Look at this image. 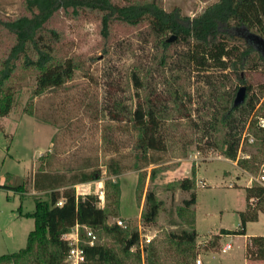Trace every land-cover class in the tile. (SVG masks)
I'll use <instances>...</instances> for the list:
<instances>
[{"label": "rangeland", "instance_id": "374dc122", "mask_svg": "<svg viewBox=\"0 0 264 264\" xmlns=\"http://www.w3.org/2000/svg\"><path fill=\"white\" fill-rule=\"evenodd\" d=\"M215 1L161 0V5L192 17ZM24 12V0H0V19ZM52 25L61 37L58 54L73 57L79 67L60 86L39 93L34 70L17 69L12 77V107L0 117V183L6 185L0 187V255L25 246L34 220L24 213L33 211L36 198H49L48 191L36 189L33 178L37 183L40 173L48 172L62 175L68 184L74 173L98 169L99 179L70 187L76 195H96L98 206L102 199L107 225L119 218L126 225L121 228L138 232L146 191H154L161 202L156 222L143 225L153 235L144 262L136 248L124 252L111 234L93 231L94 242L113 247L122 264H198L197 259L199 264H264V247L258 252L259 246L251 244L253 236H264V195L247 198L245 190L264 187V68L241 71V82L211 61L201 66L187 59L188 46L180 41L162 57L145 23L113 24L105 45L93 14H60ZM11 42V35L0 29V58ZM241 85L252 106L233 116L232 159L224 153L215 115ZM138 105L155 111L163 150L139 154L133 121ZM111 160L118 164L117 174L110 172ZM192 171L194 213L180 215L178 208L192 190H182L176 181L192 177ZM240 211L248 219L245 235H219L220 227L239 229ZM192 229L195 240L185 241L184 231ZM226 242L231 248L222 251Z\"/></svg>", "mask_w": 264, "mask_h": 264}, {"label": "trees", "instance_id": "16d2710c", "mask_svg": "<svg viewBox=\"0 0 264 264\" xmlns=\"http://www.w3.org/2000/svg\"><path fill=\"white\" fill-rule=\"evenodd\" d=\"M25 12L12 19H0V29L11 35L12 42L6 53L0 58V117L9 113L13 94L11 80L17 69H32L36 76L35 93L44 89L57 87L69 80L78 63L73 57L60 56L57 45L61 37L52 25L60 14L76 17L80 14H93L99 18V33L103 44L109 41L112 25L124 24L135 26L145 23L149 33L157 40L165 56L173 42L180 41L188 46L186 57L203 66L211 61L213 66L233 71L236 78L243 82L241 71L251 68H264V0H216L200 13L189 17L183 15L177 7L165 10L161 0H24ZM175 36L167 41V34ZM165 60H162V63ZM134 83L142 88L141 81L134 77ZM146 89V88H145ZM236 93V92H235ZM234 92L227 99L220 112L215 115V123L221 134L222 146L227 157L236 158V143L229 133L233 116L237 110L252 106L251 97H244L239 105L233 104ZM153 108L148 105L142 109L140 105L133 111L134 126L139 130L137 139L142 156L147 150H163L164 141L158 132V119ZM264 129V128H263ZM242 166L245 163L238 160ZM110 172H119L118 164L111 160ZM79 174V175H78ZM54 181L62 175H50ZM71 184L97 180L98 169L74 173ZM182 190H192L189 198L183 200L178 208L182 212H191L195 205L196 187L194 171L192 177H184L176 181ZM67 184L60 180L57 184ZM51 185L48 199H35L34 209L25 212L24 216L34 220V228L28 233L23 248L0 255V264H65L64 259L68 244L61 236L77 223L79 234L85 239L82 225L95 231L102 229L111 234L122 245L124 252L138 242V232H128L116 223L107 225L108 213L97 205V197L86 193L76 195L74 188L67 186L61 191ZM6 185L0 184V187ZM116 187V186H115ZM247 198H260L264 195V187H246ZM117 191L119 192L118 188ZM62 199L61 205L57 201ZM119 198H116L118 203ZM161 202L155 192L147 190L144 207L140 214L143 225L153 224L160 209ZM241 226L230 230L221 228V234H245L248 220L244 211L239 212ZM197 231L185 232L182 238L193 242ZM217 235V236H219ZM216 236V238H217ZM251 244L264 247V236H253ZM85 253V262L91 264H122L121 257L113 247L99 243L90 245L81 242ZM140 259L138 252L135 253Z\"/></svg>", "mask_w": 264, "mask_h": 264}, {"label": "built area", "instance_id": "2783aa9c", "mask_svg": "<svg viewBox=\"0 0 264 264\" xmlns=\"http://www.w3.org/2000/svg\"><path fill=\"white\" fill-rule=\"evenodd\" d=\"M260 125L264 127V118L261 119ZM101 198L99 199V206L101 207ZM62 199H59L57 201V205H61ZM116 223L118 226H122L125 228V224H123V220L121 219H116ZM139 229H138V242L133 245L131 248H136L139 251L140 257L142 259V262H144V252L146 246L151 242L153 235H151L149 229L145 228L143 224H138ZM79 224H75L70 231L63 233L61 238L67 242L68 244V249L65 255V262L67 264H84L85 262V253L84 249L81 246V242H87L90 245L94 243L95 239V234L93 233V230L90 229L89 227L82 225L84 232H85V239H82L80 234H79ZM85 240V241H84ZM231 248V243L226 242L222 245V251H226ZM197 263H200V260H196Z\"/></svg>", "mask_w": 264, "mask_h": 264}, {"label": "crops", "instance_id": "0c3cea01", "mask_svg": "<svg viewBox=\"0 0 264 264\" xmlns=\"http://www.w3.org/2000/svg\"><path fill=\"white\" fill-rule=\"evenodd\" d=\"M40 174H41L42 179L40 181H38L37 183H36V181H34L35 179L33 178V183L35 182L36 189L39 190V191H44V192L48 191L49 192V191H51V188H50V187H52L51 185L54 186V185H56V183L60 182V180L62 181V179H60V178H59L60 180L54 181L53 178L50 176V175H55L53 173H48L47 172V173H40ZM63 181L66 182V180H63ZM86 182H88V181L76 182V183H73V184H71L72 182L68 183V184H63V183L60 184L59 183V184L56 185L57 186L56 189L61 191L62 189H64L67 186L78 185V184L86 183ZM221 228H225V227H220V229ZM226 229H228V228H226Z\"/></svg>", "mask_w": 264, "mask_h": 264}, {"label": "water", "instance_id": "95a60500", "mask_svg": "<svg viewBox=\"0 0 264 264\" xmlns=\"http://www.w3.org/2000/svg\"><path fill=\"white\" fill-rule=\"evenodd\" d=\"M175 38V36L172 34L167 38V41H172ZM262 48L264 50V42H261ZM245 92H246V87L244 85H241L238 87L234 99H233V104L234 105H239L244 101L245 97Z\"/></svg>", "mask_w": 264, "mask_h": 264}]
</instances>
